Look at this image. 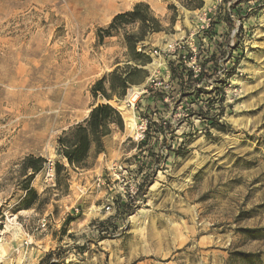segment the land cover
I'll return each instance as SVG.
<instances>
[{
	"label": "rangeland",
	"instance_id": "obj_1",
	"mask_svg": "<svg viewBox=\"0 0 264 264\" xmlns=\"http://www.w3.org/2000/svg\"><path fill=\"white\" fill-rule=\"evenodd\" d=\"M137 2L166 31L144 42L146 81L110 101L124 130L73 169L59 136L103 102L91 92L99 78L136 66L123 37L101 43L97 32ZM182 3L0 0V264H39L51 252L49 264H264V0ZM209 46L226 51L218 75L229 85L212 110L221 119L209 125L193 116L197 103L172 95L151 108L172 132L141 149L147 86L168 90L170 56L183 51L198 69ZM29 157L45 159L40 171L25 167ZM57 163L68 168L60 182ZM144 178L152 184L138 196ZM118 195L130 197V215L117 211Z\"/></svg>",
	"mask_w": 264,
	"mask_h": 264
},
{
	"label": "trees",
	"instance_id": "obj_2",
	"mask_svg": "<svg viewBox=\"0 0 264 264\" xmlns=\"http://www.w3.org/2000/svg\"><path fill=\"white\" fill-rule=\"evenodd\" d=\"M182 4L189 9H196L203 6L204 0H183ZM227 22L230 25L233 24L231 21ZM162 31H166V29L163 27L161 19L156 16L146 2H137L130 10L116 14L107 27L98 30L97 37L101 43L107 37H123L128 61H133L136 66L129 64L123 67L117 66L93 84L91 89L93 98L95 100L102 99L103 102L94 104L85 119L65 130L58 138V152L67 160L69 167L73 169L88 168L92 153L100 154L105 151L104 139L115 129L124 130L125 120L110 101L115 97H124L130 86L146 81L149 74L144 67L151 63L152 59L145 52L146 45L144 42L149 35ZM236 44L233 47L228 45V47L235 50L238 47ZM225 52V49L221 51L219 46L214 50H211V46L204 48L203 51L200 50L199 56L196 55L195 57L199 62L198 72L188 65L183 51L177 50L170 56L167 62L170 71V88L168 90L162 87L153 89L151 86H147L151 93L142 95V101L146 99L151 103L147 102L144 114L147 128L144 132V138L140 141L141 149L146 145L148 146L151 140L158 144L160 137L166 138L167 133L172 132V130L168 131L170 125L167 121L154 119V111L151 109L157 101L166 106V98L172 95L176 94L179 102L197 103L198 107L193 113L194 117L208 122L209 125L219 122L224 114L223 110H220V114L212 113V110L216 105H221L224 102L225 87L229 85L226 79H221L218 75V71L224 66L221 60L225 58ZM192 57L193 55H188L187 58L191 60ZM230 75L232 74L230 73ZM230 75L226 78L228 79ZM209 81L214 82V87L211 90L204 87L205 83H209ZM172 98L174 97L172 96ZM140 105L141 103L138 102L137 110H139ZM150 150L151 156L157 159L159 153H156L155 145ZM27 162L26 168L38 172L42 169L45 159L43 157H29ZM67 170L68 168L62 164H56L58 182H60L62 171ZM138 184L137 194L141 196L145 194L152 181L144 178ZM30 192L32 191L30 190ZM126 200L129 201L130 197ZM127 201L123 199L122 195L115 196L117 211L124 213L125 216L131 214L130 211H125L130 205ZM103 223L105 221L100 222V224ZM52 254V252L49 253L39 264H49Z\"/></svg>",
	"mask_w": 264,
	"mask_h": 264
},
{
	"label": "built area",
	"instance_id": "obj_3",
	"mask_svg": "<svg viewBox=\"0 0 264 264\" xmlns=\"http://www.w3.org/2000/svg\"><path fill=\"white\" fill-rule=\"evenodd\" d=\"M197 72L199 71V68L198 69H195ZM218 73H221V70L218 71ZM165 89V87H163ZM146 131V128L143 129V132L144 133ZM144 138V134L142 135V139ZM112 208L111 205H108L107 206V209L110 210Z\"/></svg>",
	"mask_w": 264,
	"mask_h": 264
},
{
	"label": "bare ground",
	"instance_id": "obj_4",
	"mask_svg": "<svg viewBox=\"0 0 264 264\" xmlns=\"http://www.w3.org/2000/svg\"><path fill=\"white\" fill-rule=\"evenodd\" d=\"M134 94H136V93H134ZM130 98V97H129ZM137 98H138V95H134V97H133V99L132 100H137Z\"/></svg>",
	"mask_w": 264,
	"mask_h": 264
},
{
	"label": "crops",
	"instance_id": "obj_5",
	"mask_svg": "<svg viewBox=\"0 0 264 264\" xmlns=\"http://www.w3.org/2000/svg\"><path fill=\"white\" fill-rule=\"evenodd\" d=\"M169 77H170V74H169Z\"/></svg>",
	"mask_w": 264,
	"mask_h": 264
}]
</instances>
